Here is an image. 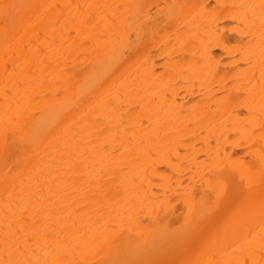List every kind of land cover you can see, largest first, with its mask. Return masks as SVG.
I'll return each mask as SVG.
<instances>
[{
	"label": "bare ground",
	"instance_id": "bare-ground-1",
	"mask_svg": "<svg viewBox=\"0 0 264 264\" xmlns=\"http://www.w3.org/2000/svg\"><path fill=\"white\" fill-rule=\"evenodd\" d=\"M213 1L0 0V264H264V0Z\"/></svg>",
	"mask_w": 264,
	"mask_h": 264
},
{
	"label": "rangeland",
	"instance_id": "rangeland-1",
	"mask_svg": "<svg viewBox=\"0 0 264 264\" xmlns=\"http://www.w3.org/2000/svg\"><path fill=\"white\" fill-rule=\"evenodd\" d=\"M211 4L214 5L213 0H209ZM230 44L234 47H237L240 44L239 40L231 39ZM217 53H221L220 49L216 50ZM229 59V56L223 55V61L227 62ZM226 70L228 73L233 69V66L228 65L226 66ZM236 82L235 77H232L229 80H226L225 83L227 86H231ZM235 100V109L240 108L239 113L241 116H243V121L241 124V131L239 132H230L228 137L222 136V144L229 149L231 146L235 145V157L244 156L246 160H252L250 154H245V148L246 146L250 145V143L254 142V145H256V137H254L253 140L249 139L253 136L254 130H255V119L249 106L254 105V103H249L246 99L237 98V97H231ZM259 98V97H257ZM186 99L195 100L197 97H186ZM254 99V98H253ZM181 103V102H180ZM228 115V113H226ZM252 153V152H251ZM180 158H173V161L176 163V166H180V170H176L173 168L168 167L167 165L160 166V171L164 173V176L167 177V181H169L168 186L164 190L158 189L161 191V193H165L166 197L169 199V205L171 204L176 212H180L183 210L182 208V197L185 195L187 188L199 187V182L193 180V175H199L202 172L206 173L209 171L213 165V159L209 157L204 152L196 153L193 150L189 149H179ZM195 154L198 155V159L200 162L196 163L194 161ZM195 172V174H193ZM157 182H160L159 179H156ZM170 205V207H171ZM169 207V208H170Z\"/></svg>",
	"mask_w": 264,
	"mask_h": 264
},
{
	"label": "snow or ice",
	"instance_id": "snow-or-ice-1",
	"mask_svg": "<svg viewBox=\"0 0 264 264\" xmlns=\"http://www.w3.org/2000/svg\"><path fill=\"white\" fill-rule=\"evenodd\" d=\"M6 7H8V6H6Z\"/></svg>",
	"mask_w": 264,
	"mask_h": 264
}]
</instances>
